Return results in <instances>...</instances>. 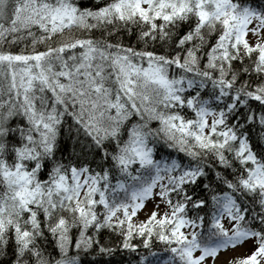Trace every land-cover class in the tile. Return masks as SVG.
<instances>
[{"label": "snow or ice", "instance_id": "obj_1", "mask_svg": "<svg viewBox=\"0 0 264 264\" xmlns=\"http://www.w3.org/2000/svg\"><path fill=\"white\" fill-rule=\"evenodd\" d=\"M244 244L264 264V0H0V264Z\"/></svg>", "mask_w": 264, "mask_h": 264}, {"label": "rangeland", "instance_id": "obj_2", "mask_svg": "<svg viewBox=\"0 0 264 264\" xmlns=\"http://www.w3.org/2000/svg\"><path fill=\"white\" fill-rule=\"evenodd\" d=\"M151 207H152V205L148 204L145 211H147ZM140 215L143 216L144 212H141ZM248 249H249V245L244 244L240 247L230 248L228 250H224L218 255L216 264H228V262L231 261L232 259L244 255L248 251Z\"/></svg>", "mask_w": 264, "mask_h": 264}]
</instances>
